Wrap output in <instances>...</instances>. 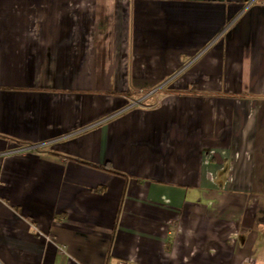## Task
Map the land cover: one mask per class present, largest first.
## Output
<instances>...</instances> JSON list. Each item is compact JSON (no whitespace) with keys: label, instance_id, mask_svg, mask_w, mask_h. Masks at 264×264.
<instances>
[{"label":"crops","instance_id":"obj_1","mask_svg":"<svg viewBox=\"0 0 264 264\" xmlns=\"http://www.w3.org/2000/svg\"><path fill=\"white\" fill-rule=\"evenodd\" d=\"M119 259L264 264V0H0V264Z\"/></svg>","mask_w":264,"mask_h":264},{"label":"trees","instance_id":"obj_2","mask_svg":"<svg viewBox=\"0 0 264 264\" xmlns=\"http://www.w3.org/2000/svg\"><path fill=\"white\" fill-rule=\"evenodd\" d=\"M78 161L80 162H83L85 164H89V165H92V166H95V167H99V168H102L104 170H107V171H111V172H114V173H118L117 171L111 169L107 164L106 165H97V164H92L90 162H87V161H84V160H81V159H78L76 158Z\"/></svg>","mask_w":264,"mask_h":264},{"label":"built area","instance_id":"obj_3","mask_svg":"<svg viewBox=\"0 0 264 264\" xmlns=\"http://www.w3.org/2000/svg\"><path fill=\"white\" fill-rule=\"evenodd\" d=\"M115 264H131V262L125 259H119Z\"/></svg>","mask_w":264,"mask_h":264}]
</instances>
